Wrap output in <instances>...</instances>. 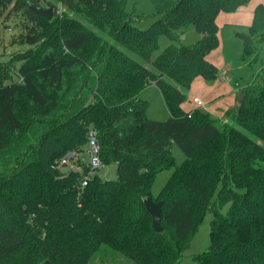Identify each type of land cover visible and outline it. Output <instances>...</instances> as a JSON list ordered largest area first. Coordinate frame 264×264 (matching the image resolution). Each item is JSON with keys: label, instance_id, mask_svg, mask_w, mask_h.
Instances as JSON below:
<instances>
[{"label": "trees", "instance_id": "trees-1", "mask_svg": "<svg viewBox=\"0 0 264 264\" xmlns=\"http://www.w3.org/2000/svg\"><path fill=\"white\" fill-rule=\"evenodd\" d=\"M40 1L15 5L34 21L21 37L35 48L0 86V264H182L208 212L210 245L192 264H264V66L226 113L232 121L182 110L194 79L218 76L207 59L220 45L217 16L251 0H150L146 30L136 10L145 0H51L68 13L45 24L30 7ZM190 29L200 39L186 45ZM247 29L235 34L258 61L264 5ZM161 37L170 44L153 59ZM148 84L162 94L166 121L146 118L148 102L137 96ZM89 126L117 179L96 174L82 187L84 159L66 172L58 162L86 151ZM173 146L186 156L180 165ZM165 164L174 170L159 193L157 234L144 200Z\"/></svg>", "mask_w": 264, "mask_h": 264}, {"label": "rangeland", "instance_id": "rangeland-1", "mask_svg": "<svg viewBox=\"0 0 264 264\" xmlns=\"http://www.w3.org/2000/svg\"><path fill=\"white\" fill-rule=\"evenodd\" d=\"M252 1L254 2V0ZM5 2L10 3V5L5 7V13L0 18V86L4 85L9 78H12L13 71L20 64L17 62L18 56L25 50L35 48L23 38L26 32L34 28L35 24L32 18L27 14V11L22 8H15V5L21 3L22 0H6ZM133 3V1L129 3L128 10H131L134 7ZM1 6L2 5L0 4V7ZM40 6L46 9H52L53 18H56L57 20L60 19L59 17L62 18L63 14L68 13L62 5H56L51 0L40 1ZM136 10L138 14L145 15V19L142 22L137 23V26L140 30L148 29L155 21L153 16L155 11L151 1L145 0L139 3L136 5ZM78 18L83 21L81 17ZM46 22H48V20L43 18V23L45 24ZM247 30V27L223 26V28L220 29V45L214 50L216 52L215 54L218 65H220V68H218V74L221 73L223 68L227 67V69H229L228 76L234 79L232 82L239 81L243 87H246L253 79H255L264 66V43L258 61H255L254 56L252 55H244L242 38L235 33L247 32ZM182 39L183 43L186 45H192L199 41L200 36L193 29H190L185 31ZM169 44L170 42L165 37H161L160 49L153 55V59L168 47ZM90 47L92 48L90 52L91 54L96 50V44H91ZM150 68L151 71L154 70L152 66ZM257 83L264 87V75L259 76ZM137 98L148 102V108L146 111L147 119L166 121L170 117L162 94L154 84L146 85L143 90L138 93ZM3 103L2 96H0V114L3 109ZM69 104H67L65 111L69 108ZM59 110H62L61 106ZM0 129H2L1 122ZM88 147L89 146L87 145L85 150H87ZM85 152L81 154V159H87ZM173 155L176 165L182 164L186 159L184 153L177 146H173ZM116 165L117 164L114 162L106 163L96 174H98L103 180H116ZM163 167L168 169H165L156 176L149 196L155 202H161L159 199V193L174 170V167H170L168 164L163 165ZM62 169L63 172L69 170L68 167H62ZM227 208L228 207L223 210V213L226 212ZM212 218L213 217L209 212L204 216L197 232L192 235L190 249L185 253L182 264H192L193 256L202 254L208 249L210 245V222Z\"/></svg>", "mask_w": 264, "mask_h": 264}, {"label": "crops", "instance_id": "crops-1", "mask_svg": "<svg viewBox=\"0 0 264 264\" xmlns=\"http://www.w3.org/2000/svg\"><path fill=\"white\" fill-rule=\"evenodd\" d=\"M260 4L264 5V0H254V2L251 0L247 5L239 8L235 12H221L217 16L216 22L220 29L223 26L248 28L252 24L254 10ZM215 53V51H212L207 56V59L217 68H220ZM224 70L229 69L227 67L223 68L217 78L212 81H208L202 77L194 79L188 90L187 98L182 104V110L185 113L200 110L209 113L212 118L217 120H223L225 122L231 120V117L226 118V113L230 110L237 109L238 95L240 93V90L235 88L234 83L238 82L240 89L243 86L239 81H234L233 83L227 78H224L222 75ZM232 80L234 79L232 78ZM168 114L170 115L169 111Z\"/></svg>", "mask_w": 264, "mask_h": 264}, {"label": "built area", "instance_id": "built-area-1", "mask_svg": "<svg viewBox=\"0 0 264 264\" xmlns=\"http://www.w3.org/2000/svg\"><path fill=\"white\" fill-rule=\"evenodd\" d=\"M224 78H227L229 81H232V78L228 76V70H224L223 74ZM236 89L240 90V84L238 82L234 83ZM89 128V141H88V149L86 150L87 161H82L88 167V172L82 180V187L88 185L89 181L96 175V173L103 168V162L100 156V145L97 139V132L92 128ZM81 154L77 152H71L63 157L58 162V167H68L69 169H77L80 170V166L78 164L80 160Z\"/></svg>", "mask_w": 264, "mask_h": 264}, {"label": "water", "instance_id": "water-1", "mask_svg": "<svg viewBox=\"0 0 264 264\" xmlns=\"http://www.w3.org/2000/svg\"><path fill=\"white\" fill-rule=\"evenodd\" d=\"M32 11L40 16L47 18L48 20L53 19L52 9H46L35 4H30ZM244 99V94L242 92L238 95V107L241 105ZM144 206L148 214L152 218V227L157 234L163 233L164 229L162 226V202H155L152 198L148 197L144 200Z\"/></svg>", "mask_w": 264, "mask_h": 264}]
</instances>
